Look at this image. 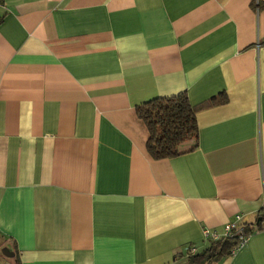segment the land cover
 <instances>
[{
	"label": "crops",
	"instance_id": "crops-1",
	"mask_svg": "<svg viewBox=\"0 0 264 264\" xmlns=\"http://www.w3.org/2000/svg\"><path fill=\"white\" fill-rule=\"evenodd\" d=\"M180 92L215 103L153 160L134 108ZM263 208L264 0H0V264H176L229 224L210 264H264Z\"/></svg>",
	"mask_w": 264,
	"mask_h": 264
},
{
	"label": "trees",
	"instance_id": "trees-1",
	"mask_svg": "<svg viewBox=\"0 0 264 264\" xmlns=\"http://www.w3.org/2000/svg\"><path fill=\"white\" fill-rule=\"evenodd\" d=\"M215 99H210L200 105L192 106L184 92L167 97H156L141 103L134 108L136 117L142 121L147 130L145 150L153 160L171 158L181 155L182 144L195 142L197 126L196 112L203 107L212 105ZM264 208L255 222V230L263 229ZM253 229L245 227L244 235ZM207 247L198 253L187 254L176 264H210L221 256L229 255L238 245L237 236L219 237L208 240Z\"/></svg>",
	"mask_w": 264,
	"mask_h": 264
},
{
	"label": "built area",
	"instance_id": "built-area-1",
	"mask_svg": "<svg viewBox=\"0 0 264 264\" xmlns=\"http://www.w3.org/2000/svg\"><path fill=\"white\" fill-rule=\"evenodd\" d=\"M233 228H234V226H233L232 224L227 225V226L225 227V236H224V237H230V236H232V234H231L230 232L233 230ZM209 235H210V237L213 238L214 240H216V239L218 238V237H217L216 235H214V234H209ZM237 239H238V245H237L236 247H234V248L231 250V252H230L229 255L233 254V253L235 252V250L239 247V245H240V244L243 242V240H244L243 236H242L240 233H239ZM193 253H194V249L191 248V249L189 250L188 254H193Z\"/></svg>",
	"mask_w": 264,
	"mask_h": 264
},
{
	"label": "water",
	"instance_id": "water-1",
	"mask_svg": "<svg viewBox=\"0 0 264 264\" xmlns=\"http://www.w3.org/2000/svg\"><path fill=\"white\" fill-rule=\"evenodd\" d=\"M0 254L5 257V258H12L13 257V253L12 252H9L7 250V248H1L0 250Z\"/></svg>",
	"mask_w": 264,
	"mask_h": 264
},
{
	"label": "rangeland",
	"instance_id": "rangeland-1",
	"mask_svg": "<svg viewBox=\"0 0 264 264\" xmlns=\"http://www.w3.org/2000/svg\"><path fill=\"white\" fill-rule=\"evenodd\" d=\"M1 250V248H0ZM10 260H8L7 258H4L1 254H0V263L2 262H9Z\"/></svg>",
	"mask_w": 264,
	"mask_h": 264
}]
</instances>
